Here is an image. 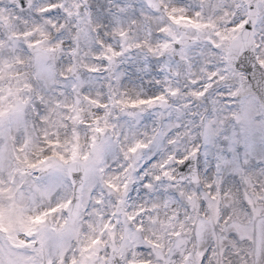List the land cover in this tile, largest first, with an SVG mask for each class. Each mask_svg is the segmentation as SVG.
Masks as SVG:
<instances>
[{
  "label": "snow or ice",
  "instance_id": "snow-or-ice-1",
  "mask_svg": "<svg viewBox=\"0 0 264 264\" xmlns=\"http://www.w3.org/2000/svg\"><path fill=\"white\" fill-rule=\"evenodd\" d=\"M0 211V264H264V0H0Z\"/></svg>",
  "mask_w": 264,
  "mask_h": 264
},
{
  "label": "rangeland",
  "instance_id": "rangeland-1",
  "mask_svg": "<svg viewBox=\"0 0 264 264\" xmlns=\"http://www.w3.org/2000/svg\"><path fill=\"white\" fill-rule=\"evenodd\" d=\"M2 18L5 22V24H7L9 27H11L12 24H11V20L9 19L8 14H3ZM173 19L177 24H180V23L186 24L184 22V19H188V18L186 16L181 15V14H174ZM193 23L194 22L191 21V23H188V24H193ZM13 35H16V33L14 32ZM41 38H42V41H44V40L51 39L52 37L50 35H48L47 33L42 32ZM23 74H24L23 72H21V73H16V72L6 73L7 78H9L10 80H13V81L15 79L21 77ZM17 91H18V89L14 88V87L9 90L10 94L14 95V96H15V93ZM15 99L17 100V102H22L19 100L18 96H15ZM135 102H137V101H133L132 104ZM92 103L96 104V103H98V101H92ZM220 107H223V105H220ZM194 110H195V106H194ZM76 112H77V115H76V117H74V119H79L80 116H82V115L94 116V113L90 112V110L87 108V106H85L84 108L77 109ZM138 146H140V145H138ZM74 154H76V150H74ZM241 156L243 157V151H241ZM113 187H115L116 190H119L118 185L114 184ZM216 199L219 200V196H217ZM234 210H235V208L233 209V217L232 218L240 224L241 228L246 227L250 222L246 221V219L242 213H241L242 217H238L237 214L234 212ZM205 218L214 221L215 215H213L212 217H208L207 214H205ZM4 220H5L4 213L2 211H0V227H9L10 225L5 224ZM162 220H165L166 227L163 230L148 229L147 235L145 236V239L149 243H151L154 247H158V246L160 248H161V246L165 247L164 250L162 248H161L162 250L158 249L159 251L170 252L172 250V248L175 246L173 243V239L175 237H178L181 233L190 232L191 230L186 228L183 223L177 224V223H173V221H171V220H167V219H163V218H162ZM172 229H177V230L172 231ZM121 239H124V237L121 236ZM91 243L92 242H90L89 246L91 245ZM192 247L195 248V247H197V245L194 244V245H192ZM166 248H168V250H166ZM86 251H88V250H86ZM139 262L141 263L142 261L138 260L135 262V264H140Z\"/></svg>",
  "mask_w": 264,
  "mask_h": 264
},
{
  "label": "bare ground",
  "instance_id": "bare-ground-1",
  "mask_svg": "<svg viewBox=\"0 0 264 264\" xmlns=\"http://www.w3.org/2000/svg\"><path fill=\"white\" fill-rule=\"evenodd\" d=\"M187 22H188V23H191V21H187ZM234 212L237 214L238 217H242L241 212H240V210H239L238 207L235 208ZM160 222L162 223L163 220L161 219Z\"/></svg>",
  "mask_w": 264,
  "mask_h": 264
}]
</instances>
